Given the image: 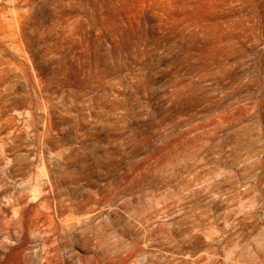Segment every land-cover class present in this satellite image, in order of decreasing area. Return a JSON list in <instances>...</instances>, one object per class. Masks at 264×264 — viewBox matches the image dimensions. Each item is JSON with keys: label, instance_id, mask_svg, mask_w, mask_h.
I'll use <instances>...</instances> for the list:
<instances>
[{"label": "rangeland", "instance_id": "obj_1", "mask_svg": "<svg viewBox=\"0 0 264 264\" xmlns=\"http://www.w3.org/2000/svg\"><path fill=\"white\" fill-rule=\"evenodd\" d=\"M0 264H264V0H0Z\"/></svg>", "mask_w": 264, "mask_h": 264}]
</instances>
